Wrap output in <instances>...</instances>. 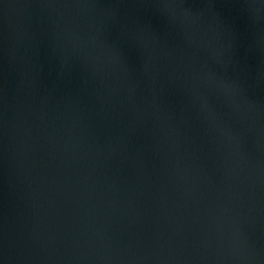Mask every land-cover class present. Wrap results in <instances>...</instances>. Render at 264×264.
Segmentation results:
<instances>
[{
  "label": "water",
  "instance_id": "obj_1",
  "mask_svg": "<svg viewBox=\"0 0 264 264\" xmlns=\"http://www.w3.org/2000/svg\"><path fill=\"white\" fill-rule=\"evenodd\" d=\"M0 264H264V0H0Z\"/></svg>",
  "mask_w": 264,
  "mask_h": 264
}]
</instances>
